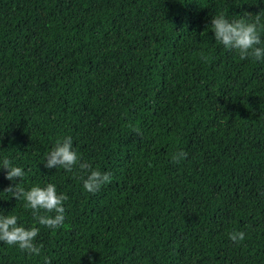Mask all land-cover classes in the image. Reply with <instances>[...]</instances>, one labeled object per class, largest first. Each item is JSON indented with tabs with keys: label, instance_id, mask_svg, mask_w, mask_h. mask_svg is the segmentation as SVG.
Listing matches in <instances>:
<instances>
[{
	"label": "trees",
	"instance_id": "obj_1",
	"mask_svg": "<svg viewBox=\"0 0 264 264\" xmlns=\"http://www.w3.org/2000/svg\"><path fill=\"white\" fill-rule=\"evenodd\" d=\"M264 0H0V158L21 166L0 190L53 183L62 225L39 255L0 241V264H264V63L207 25ZM264 39V35H262ZM71 136L109 174L45 169ZM183 152L179 160L171 157ZM0 193V212L32 224ZM243 231L233 242L228 232Z\"/></svg>",
	"mask_w": 264,
	"mask_h": 264
},
{
	"label": "clouds",
	"instance_id": "obj_2",
	"mask_svg": "<svg viewBox=\"0 0 264 264\" xmlns=\"http://www.w3.org/2000/svg\"><path fill=\"white\" fill-rule=\"evenodd\" d=\"M212 31L214 41L225 49L235 50L241 59L248 58L259 63H264V8L257 12L244 11L239 18H229L223 11L213 14L207 25ZM183 152L175 153L171 159L179 160ZM45 169H63L71 171L74 166L83 170L81 187L85 192H95L109 180L106 171L91 167L80 159V155L73 145L71 136L65 135L57 138L48 153L41 160ZM0 170L9 181L23 178L25 172L21 166L10 162L7 156L0 158ZM0 193H11L15 200H22L23 207L31 210L32 224L26 226L18 223L15 214L0 212V241L9 246L24 251L28 254L39 255L41 248L34 243L39 226L55 229L64 221V204L67 196L57 191L53 183L32 184L27 188L18 186V182L9 183ZM228 239L239 242L244 239L243 231L228 232ZM89 264H94L92 257L88 258Z\"/></svg>",
	"mask_w": 264,
	"mask_h": 264
}]
</instances>
